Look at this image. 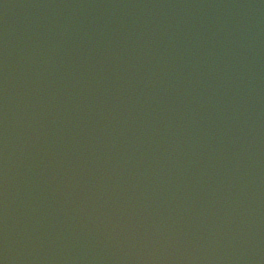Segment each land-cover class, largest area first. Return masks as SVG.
I'll list each match as a JSON object with an SVG mask.
<instances>
[{"label": "water", "instance_id": "obj_1", "mask_svg": "<svg viewBox=\"0 0 264 264\" xmlns=\"http://www.w3.org/2000/svg\"><path fill=\"white\" fill-rule=\"evenodd\" d=\"M3 264H264V0H0Z\"/></svg>", "mask_w": 264, "mask_h": 264}, {"label": "snow or ice", "instance_id": "obj_2", "mask_svg": "<svg viewBox=\"0 0 264 264\" xmlns=\"http://www.w3.org/2000/svg\"><path fill=\"white\" fill-rule=\"evenodd\" d=\"M0 264H3V261L2 260H0Z\"/></svg>", "mask_w": 264, "mask_h": 264}]
</instances>
